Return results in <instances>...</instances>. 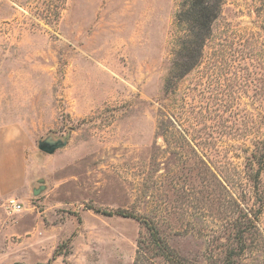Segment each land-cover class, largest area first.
I'll return each instance as SVG.
<instances>
[{
	"label": "rangeland",
	"instance_id": "1",
	"mask_svg": "<svg viewBox=\"0 0 264 264\" xmlns=\"http://www.w3.org/2000/svg\"><path fill=\"white\" fill-rule=\"evenodd\" d=\"M179 6L0 0V264H132L144 229L101 214L117 210L155 224L171 258L154 264L234 248L233 182L264 129V0H222L199 64L165 94ZM257 224L264 236V207ZM258 250L241 264H264Z\"/></svg>",
	"mask_w": 264,
	"mask_h": 264
},
{
	"label": "trees",
	"instance_id": "2",
	"mask_svg": "<svg viewBox=\"0 0 264 264\" xmlns=\"http://www.w3.org/2000/svg\"><path fill=\"white\" fill-rule=\"evenodd\" d=\"M221 5L222 0H180L175 22L176 26L181 29L182 35L178 38L173 49L168 76L163 82L165 94L174 90L177 87V81L199 64L202 49L210 36L212 23L220 14ZM161 110L163 119L169 116L177 123L184 119L182 114L176 112H172L173 116H171L169 106L166 104L161 106ZM180 136L189 140L188 133L184 130H181ZM206 152L207 150L204 153ZM243 153L241 169L237 174V177L240 178L239 182H233L236 186L233 190L235 192L239 190L241 194L239 198L232 195L233 203L235 208L240 210L238 212L242 214L230 224L232 225L230 235L234 248L226 251L221 259L211 264H241L247 261H257L258 247L260 244L262 247L264 246L263 232L257 224L264 207V129L258 137L251 140L248 147L243 149ZM238 185H241L240 189H238ZM245 201H253V203L243 211ZM101 214L108 217L130 218L139 222L143 227L144 232L139 235L136 242L135 257L132 264H154L151 259L160 257L169 260L171 258L167 253L166 242L159 237L158 229L152 221L129 214L124 210L102 212ZM247 240H249V245L246 244ZM253 241H255L254 245L256 246L250 245Z\"/></svg>",
	"mask_w": 264,
	"mask_h": 264
},
{
	"label": "water",
	"instance_id": "3",
	"mask_svg": "<svg viewBox=\"0 0 264 264\" xmlns=\"http://www.w3.org/2000/svg\"><path fill=\"white\" fill-rule=\"evenodd\" d=\"M63 145L59 142L55 144H48V143H40L38 148L40 151L46 153V154H52L55 150L59 149ZM34 194H37V191H34Z\"/></svg>",
	"mask_w": 264,
	"mask_h": 264
},
{
	"label": "built area",
	"instance_id": "4",
	"mask_svg": "<svg viewBox=\"0 0 264 264\" xmlns=\"http://www.w3.org/2000/svg\"><path fill=\"white\" fill-rule=\"evenodd\" d=\"M5 204H6L7 210H9L10 212L20 211V208H21L20 205L13 198L7 199Z\"/></svg>",
	"mask_w": 264,
	"mask_h": 264
}]
</instances>
